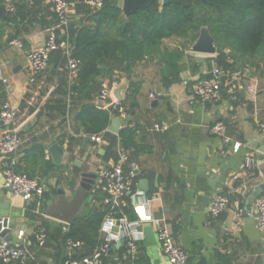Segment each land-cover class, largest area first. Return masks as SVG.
Listing matches in <instances>:
<instances>
[{"label": "crops", "instance_id": "0c3cea01", "mask_svg": "<svg viewBox=\"0 0 264 264\" xmlns=\"http://www.w3.org/2000/svg\"><path fill=\"white\" fill-rule=\"evenodd\" d=\"M7 1L15 10L10 21L0 22V62L7 78L5 85L0 83V108L7 101L19 109L14 127L21 145L16 152L0 155V216L15 224L10 240L28 245L30 255L1 264H65L84 254V245L72 247L66 243L69 224L44 215L45 201L55 194L57 184L66 186L70 196L79 185L80 173L96 174L102 166L115 163L123 152L119 133L108 127L100 143L92 142L91 134L81 132L75 117L84 104L107 109L110 122L120 119L121 128L138 126L135 140L146 150L123 152L128 158L127 167L136 174L134 189L141 192L134 201L142 203L152 218L162 221L174 241L186 251L187 264H264V228L257 226L253 211L257 196L252 198L256 187L264 194V163L259 162L264 160L263 65L246 64L239 67L238 77L222 79L217 102L192 101L189 86L183 84V80L209 72L212 61L217 62L216 54L204 56L184 51L173 66L159 58L146 57L136 62L130 72L122 65H111L110 71L94 76L85 87L79 86L70 73L68 53L72 52L77 29L89 23L91 11L87 10L88 0H68L69 28L59 31V48L45 70L31 81L26 50L43 46L48 31L56 24L55 14L45 0ZM13 36L23 39V49L7 45ZM231 62L224 58L221 65L217 64L232 70ZM130 82L139 84L136 105H120L126 114L120 118L111 108L116 100L112 91L118 88L123 94ZM104 86L109 87L110 96L102 99L99 92ZM158 95L162 97L156 99ZM217 122L223 124L226 139L211 131ZM155 124L163 129H156ZM53 143L65 148L61 166L52 164L46 153ZM237 143L239 147L234 150ZM13 155L18 158L16 171L37 178L43 188L47 184L52 188L29 201L6 188L2 172ZM248 155L255 157L253 168L245 166ZM74 160L81 165H74ZM47 161L53 166L44 174ZM44 176L45 184L41 182ZM141 180L147 182L146 191L139 188ZM216 193L226 195L230 204L213 216L209 207ZM102 198L96 176L84 213L102 208ZM131 202L126 196L122 204L136 218ZM238 210L251 214L235 227ZM20 230L24 231L22 239L18 238ZM39 232L46 235L43 245L36 243ZM142 242L143 238L137 252H131L122 241L112 243L102 264H171L157 239L152 245Z\"/></svg>", "mask_w": 264, "mask_h": 264}, {"label": "trees", "instance_id": "16d2710c", "mask_svg": "<svg viewBox=\"0 0 264 264\" xmlns=\"http://www.w3.org/2000/svg\"><path fill=\"white\" fill-rule=\"evenodd\" d=\"M187 1L190 5L169 3L160 10H157L158 2H154L129 16H124L112 0L91 11L89 23L77 29L73 40L72 56L78 60L76 84L87 86L94 76L110 71L111 65H122L130 72L136 62L146 57L176 65L189 48L177 46L171 49L164 45V39L183 37L186 47L196 40L201 27H206L214 39L219 65L224 58H229L234 68L246 64L264 67V0ZM13 15L5 12L4 0H0V22L10 21ZM2 47L0 40V49ZM138 89L137 82H130L120 105L134 107ZM75 119L84 134H97L110 123L108 110L92 104L82 105ZM137 129L138 126L127 125L120 129L118 138L123 152L146 150L135 140ZM52 166L45 162L44 174ZM123 211L129 219H135L131 209L123 207ZM104 214L102 206L77 216L69 224L66 238L80 240L85 247L84 254L79 257L89 254L101 242L99 226Z\"/></svg>", "mask_w": 264, "mask_h": 264}, {"label": "built area", "instance_id": "2783aa9c", "mask_svg": "<svg viewBox=\"0 0 264 264\" xmlns=\"http://www.w3.org/2000/svg\"><path fill=\"white\" fill-rule=\"evenodd\" d=\"M45 1L50 5L55 14L56 24L48 31L42 47L26 50L31 81L48 66L51 54L59 48V31L66 32L70 24L69 3L67 0ZM109 1L111 0H88V3L93 8L99 9ZM4 8L8 14L12 15L14 13V6L7 0H4ZM7 45L20 49H23L25 46L23 39L19 36L9 38ZM68 67L71 75L76 76L78 60L72 56L71 51L68 53ZM240 74V68L224 70L217 62L212 61V67L209 72L183 80V84L184 86H189L192 93V101L217 102L221 98L220 83L222 79L238 77ZM6 82L7 78L3 74L2 64L0 62V83L5 85ZM249 90L252 93L255 92L253 87H250ZM99 96L102 99L109 97V87L104 86L99 92ZM150 96L154 97L153 94ZM111 108L117 112L118 117L124 118L126 116L125 111L120 107L119 101L115 100L111 104ZM18 113L19 109L7 101L0 108V155L6 152H16L21 145L20 134L14 127ZM154 127L156 129H163V126L160 124H155ZM106 130L97 134H91L89 136L90 140L100 143ZM211 131L225 138L224 126L221 122L215 123ZM238 147L239 144L237 143L233 149L237 150ZM17 161V156L13 155L10 162L6 163L2 172L4 186L16 193H23V198L26 201L32 200L35 197H41L44 193L43 185L37 178L27 173L16 171L15 165ZM244 163L246 167L253 168L255 166V157L252 155L246 156ZM127 165V155L121 152L115 163L102 166L97 170L96 176L100 180V189L103 192L101 204L105 209L104 217L99 226L101 242L89 254L76 259H69L65 264H102V259L110 253L112 243H119L122 239L124 240L125 246L131 252H137L143 238L142 233L138 231V227L148 222L155 226L156 239L167 261L171 264H187L188 255L186 251L174 241L172 234L162 224V221L152 218L147 210L144 209L142 203H135L134 199L140 197L141 192L134 189L136 174ZM126 196H130L132 200L133 210L137 214L135 219H129L123 211L122 203ZM229 204L230 199L226 195L216 193L210 203V213L216 216L226 209ZM253 211L257 226L264 228V194H260L255 198ZM250 214V212L238 210L236 212L235 227L239 225L244 216ZM116 223H118V231L113 230ZM23 237L24 231L20 230L18 232V238L22 239ZM45 239V233L39 232L36 234V243L38 245H43ZM66 243L72 247H80L83 245L82 241L72 240L71 238H66ZM29 255L30 248L28 245L0 239L1 262L10 263L21 261Z\"/></svg>", "mask_w": 264, "mask_h": 264}, {"label": "water", "instance_id": "95a60500", "mask_svg": "<svg viewBox=\"0 0 264 264\" xmlns=\"http://www.w3.org/2000/svg\"><path fill=\"white\" fill-rule=\"evenodd\" d=\"M154 2H161L162 5H167L169 3L190 5L187 0H122L121 10L124 16H129L130 14L137 12L139 9L150 7ZM189 51L198 55L205 56L216 54L217 48L214 44V39L206 27H201L199 29L198 36L190 46ZM112 92L115 99L120 102L125 98L127 90L122 94L118 88H115ZM161 97L162 96L158 95L156 99H159ZM120 128V119L113 118L108 126V130L118 134ZM84 140L85 142H88L89 138L85 137ZM261 151L262 153H264V149H262ZM46 153L51 158L52 164H54L55 166L62 165V160L65 153V148L62 145L53 143L48 146ZM259 162L263 164L264 160H259ZM73 164L77 166L81 165V163L77 160H74ZM59 177L62 178V175H60ZM95 179L96 174L94 173H80L79 185L74 189L73 193L70 196L66 194V186L57 184L55 186V194L45 201L44 215L59 220L63 223L70 224L77 216H80L84 213L87 197L88 194L92 191V186ZM46 180L47 176H44L41 179V182L45 184ZM140 183L142 185L139 188L146 191L148 189L146 187V180H141ZM51 188V184H47L44 187V191L47 192ZM261 192L262 190L260 189V187H256L252 194V198L259 196ZM19 194L22 197L24 195L23 193ZM14 228L15 224L13 222H9L7 217L0 216V237H2V239L10 240V231ZM113 230L118 231V223H116V226H114ZM138 231H140L143 235V245L147 246L156 243V237L152 223H146L142 226H139ZM121 241L124 242L123 239ZM17 243L21 244V241L19 240Z\"/></svg>", "mask_w": 264, "mask_h": 264}, {"label": "rangeland", "instance_id": "374dc122", "mask_svg": "<svg viewBox=\"0 0 264 264\" xmlns=\"http://www.w3.org/2000/svg\"><path fill=\"white\" fill-rule=\"evenodd\" d=\"M112 1H113L114 4L118 5L121 8L122 0H112ZM86 5H87V10L88 11H92L93 12V10H96L91 5H88V4H86ZM162 6L163 5L161 4V2H158L157 10H160ZM183 39L184 38L180 37V36L166 38V39H164V45L168 46L171 49L177 48V46H181L182 49L187 48V47L189 48L191 45H188V44L185 45L186 47H184V45H183L184 44V40ZM186 51H189V49H187Z\"/></svg>", "mask_w": 264, "mask_h": 264}]
</instances>
